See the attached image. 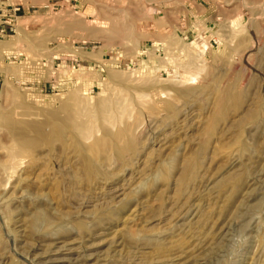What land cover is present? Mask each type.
Listing matches in <instances>:
<instances>
[{"label": "rangeland", "instance_id": "374dc122", "mask_svg": "<svg viewBox=\"0 0 264 264\" xmlns=\"http://www.w3.org/2000/svg\"><path fill=\"white\" fill-rule=\"evenodd\" d=\"M0 1V264H264V0Z\"/></svg>", "mask_w": 264, "mask_h": 264}, {"label": "crops", "instance_id": "0c3cea01", "mask_svg": "<svg viewBox=\"0 0 264 264\" xmlns=\"http://www.w3.org/2000/svg\"><path fill=\"white\" fill-rule=\"evenodd\" d=\"M4 4L6 6L7 2L6 1H0V8L2 10V13H0V20L2 21V23H5V24H10V22H8L7 18H6V12L8 11L7 9H5L4 7Z\"/></svg>", "mask_w": 264, "mask_h": 264}, {"label": "bare ground", "instance_id": "6f19581e", "mask_svg": "<svg viewBox=\"0 0 264 264\" xmlns=\"http://www.w3.org/2000/svg\"><path fill=\"white\" fill-rule=\"evenodd\" d=\"M75 26V25H74ZM76 27V26H75ZM77 28V27H76ZM231 94V93H230ZM222 96V95H221ZM229 96V95H228ZM220 97V96H219ZM221 98V97H220ZM229 98V97H228ZM224 100H226V98L224 99ZM221 102V101H220ZM21 123V122H20ZM25 125V124H24ZM27 126V125H26ZM28 128H30V130L32 129V130H36L37 129V126H34V124L33 125H30V124H28ZM30 130H28V131H30ZM31 130V131H32ZM39 131V130H38ZM27 132V131H26ZM36 132V131H35ZM29 133V132H28ZM24 136V135H23ZM27 136V135H26ZM27 137H30V136H27ZM24 139V138H23Z\"/></svg>", "mask_w": 264, "mask_h": 264}, {"label": "built area", "instance_id": "2783aa9c", "mask_svg": "<svg viewBox=\"0 0 264 264\" xmlns=\"http://www.w3.org/2000/svg\"><path fill=\"white\" fill-rule=\"evenodd\" d=\"M15 12L20 10V7H15ZM7 28H0V34L1 35H6Z\"/></svg>", "mask_w": 264, "mask_h": 264}]
</instances>
